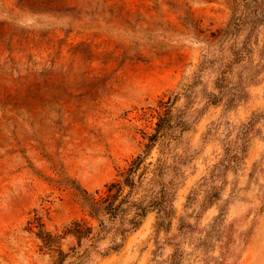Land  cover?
<instances>
[{"label": "rangeland", "instance_id": "1", "mask_svg": "<svg viewBox=\"0 0 264 264\" xmlns=\"http://www.w3.org/2000/svg\"><path fill=\"white\" fill-rule=\"evenodd\" d=\"M137 156L170 216L83 264H264V0H0V264L91 250Z\"/></svg>", "mask_w": 264, "mask_h": 264}, {"label": "trees", "instance_id": "2", "mask_svg": "<svg viewBox=\"0 0 264 264\" xmlns=\"http://www.w3.org/2000/svg\"><path fill=\"white\" fill-rule=\"evenodd\" d=\"M231 24L232 19L227 23L224 32L230 28ZM141 162L140 156L133 159L126 170L118 173L120 179L105 183L104 189L100 193L95 191V194H98L97 197L84 189L81 191L82 203L88 215L95 219L97 224L95 227H85L81 222L72 223L73 227L67 232L73 234L79 244L81 240L90 241L91 250H85L83 255L77 257V260L68 264H83L85 258L95 253L97 243L111 234V241L115 239L114 237H117L118 241L108 245L106 252L118 249L121 246V241L137 229L150 211L155 210L162 214L159 226L162 225L164 219L170 216L172 204L162 185L157 192L150 189V193L135 197L137 190L142 187L145 180L144 173L137 174ZM154 180L155 178H151L148 184ZM94 228L95 232L90 236Z\"/></svg>", "mask_w": 264, "mask_h": 264}]
</instances>
